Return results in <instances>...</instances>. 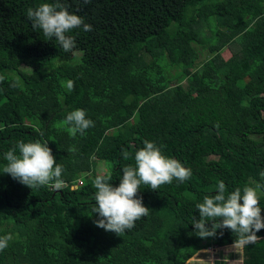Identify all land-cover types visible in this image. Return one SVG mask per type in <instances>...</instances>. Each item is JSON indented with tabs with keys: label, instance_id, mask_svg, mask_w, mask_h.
<instances>
[{
	"label": "trees",
	"instance_id": "16d2710c",
	"mask_svg": "<svg viewBox=\"0 0 264 264\" xmlns=\"http://www.w3.org/2000/svg\"><path fill=\"white\" fill-rule=\"evenodd\" d=\"M45 2L55 0H0V170L17 142L38 140L66 184L32 191L0 173V237H12L0 264H185L200 249L232 244L228 229L199 238L192 221L220 181L227 192L261 185L264 215V0H61L92 25L69 33V53L26 18ZM195 41L211 54L198 68ZM230 44L236 50L225 53ZM78 108L94 127L73 138L61 121ZM145 140L191 177L156 191L142 185L149 214L121 236L106 232L94 224L93 180L110 175L118 186ZM97 161L109 169L97 171ZM256 234L242 264H264V229Z\"/></svg>",
	"mask_w": 264,
	"mask_h": 264
},
{
	"label": "clouds",
	"instance_id": "9594fccd",
	"mask_svg": "<svg viewBox=\"0 0 264 264\" xmlns=\"http://www.w3.org/2000/svg\"><path fill=\"white\" fill-rule=\"evenodd\" d=\"M80 2L87 5L91 0ZM26 18L34 31L42 32L44 40L54 39L65 53L72 52L76 46L74 36L69 33L78 28L85 32L92 31V25L70 12L61 0L42 3L35 9L28 8ZM3 80L4 77L0 76V81ZM65 86L69 92L74 90L71 80ZM61 126L74 138L78 133L83 135L87 129L94 127V121L86 118L85 111L78 108L67 113ZM68 151L74 152L75 148L71 147ZM122 155L125 160L130 157L127 151H123ZM133 159V164L122 168L123 175L118 186L110 183V175H97L92 185L95 189L93 213L99 217L94 224L118 236L134 228L138 220L149 214V208L137 197L142 185L156 191L174 180L183 183L191 177V169L179 160L165 156L161 148L149 140L143 142V147L135 152ZM4 160L6 163L0 173L10 175L32 191L40 187L56 191L64 186L61 179L63 167L56 162L47 142L19 141L4 154ZM216 188L214 195H205L202 202L195 204V209L199 210V219L193 217L192 221L195 235L201 239L215 238L217 229L221 230L220 235L224 229H228L235 236L229 249L238 252L246 245L254 244L258 239L256 233L264 229V215L258 196L261 185H246L227 192L225 183L220 181ZM11 238V235L0 237V251L8 246Z\"/></svg>",
	"mask_w": 264,
	"mask_h": 264
},
{
	"label": "rangeland",
	"instance_id": "374dc122",
	"mask_svg": "<svg viewBox=\"0 0 264 264\" xmlns=\"http://www.w3.org/2000/svg\"><path fill=\"white\" fill-rule=\"evenodd\" d=\"M209 29L204 28V36L208 35ZM207 37V36H206ZM194 47L197 49L198 57L194 63V68H198L203 62H205L211 54L209 53L206 47H203L198 42H193ZM228 49L225 50V53L228 51H235L237 45L230 44ZM224 53V51L222 52ZM74 56L76 58L80 57V51H74ZM62 59L61 57L57 58L55 61ZM54 61V62H55ZM21 68L25 71H31V68L22 65ZM172 72L175 73L176 82L184 83L185 76L183 72L175 67L172 68ZM113 131V130H112ZM109 169V164L103 161L96 162V170L103 172L106 170V167ZM83 178L79 179L81 183ZM230 245L223 247L209 246L208 248L198 250L191 258H189L185 264H242V249L238 252H233L229 249Z\"/></svg>",
	"mask_w": 264,
	"mask_h": 264
},
{
	"label": "built area",
	"instance_id": "2783aa9c",
	"mask_svg": "<svg viewBox=\"0 0 264 264\" xmlns=\"http://www.w3.org/2000/svg\"><path fill=\"white\" fill-rule=\"evenodd\" d=\"M66 183L65 182H63V185H65Z\"/></svg>",
	"mask_w": 264,
	"mask_h": 264
},
{
	"label": "crops",
	"instance_id": "0c3cea01",
	"mask_svg": "<svg viewBox=\"0 0 264 264\" xmlns=\"http://www.w3.org/2000/svg\"><path fill=\"white\" fill-rule=\"evenodd\" d=\"M201 250V249H200Z\"/></svg>",
	"mask_w": 264,
	"mask_h": 264
}]
</instances>
